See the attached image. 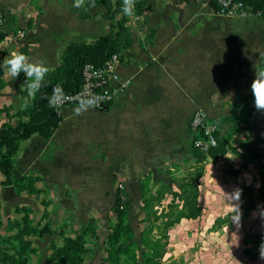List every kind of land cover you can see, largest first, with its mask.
<instances>
[{
	"label": "crops",
	"instance_id": "crops-1",
	"mask_svg": "<svg viewBox=\"0 0 264 264\" xmlns=\"http://www.w3.org/2000/svg\"><path fill=\"white\" fill-rule=\"evenodd\" d=\"M145 3L149 10L120 51L125 92L105 110L64 107L48 139L34 134L21 143L12 157L13 175L38 178L40 193L17 195L14 187L0 186L2 222L18 219L14 209L22 206L28 207L22 215L53 232L82 229L91 219L110 218L118 191L140 203L143 180L164 181L176 167H201L192 156L189 128L197 111L221 132L237 121L245 124L237 139L264 136V15L225 17L213 0ZM0 10L6 18L0 32L1 125L14 123L25 107L20 74L52 70L67 45L91 43L109 26L99 17L78 19L71 0H0ZM49 238L59 239H42Z\"/></svg>",
	"mask_w": 264,
	"mask_h": 264
},
{
	"label": "rangeland",
	"instance_id": "rangeland-1",
	"mask_svg": "<svg viewBox=\"0 0 264 264\" xmlns=\"http://www.w3.org/2000/svg\"><path fill=\"white\" fill-rule=\"evenodd\" d=\"M124 2L129 12L119 15L118 19L125 26L122 36L130 40V36L136 30L135 23L140 21L138 11L145 12L147 4L145 0ZM71 3L72 11L78 19L99 17L108 22L106 34L111 33L104 9L100 15H93L92 9L97 6H88L87 0L84 2L71 0ZM57 66L46 71H55ZM43 73L31 74V77H28L30 83L28 86L31 87L24 97L27 99L25 104L30 101L37 89L49 85L45 83ZM248 111L251 112L250 109ZM238 118L243 119L236 115V119ZM238 122L232 123L228 131H220V137L230 135L226 155L216 160L206 158L200 163L201 167H176L174 171L168 173V177H164V181H152L149 178L145 181L148 188L144 197L140 198V203L133 199V202H128L126 199L125 223L132 231V250L136 254L137 264L143 262L142 240L146 235L145 229L146 227L152 229L149 222H144L142 209L145 201L153 202L151 205L153 212L167 210L171 197L166 194L163 199H159V188H166L163 189L164 193H171L174 190L178 192L182 181H192L189 173H194L196 178L201 174L195 179L201 215L196 220L182 219L168 230L165 239L166 250L160 264H264V136L258 134L259 138L252 140L250 136L245 135V139H237L236 134L238 132L243 134L247 129L245 124ZM237 147L241 151H237ZM252 160L257 161L256 165L248 166V162ZM25 184L26 180L24 188L16 191L17 195L23 191H33L25 188ZM34 189L35 194L40 193L35 186ZM175 205L180 208L181 202L178 201ZM1 211L0 200V219ZM14 211L21 214L18 219L8 218L4 222L0 220V264H54L48 261L54 255V250L62 248L67 238L76 239V235L85 229L61 227L54 232L50 230L51 234L48 233L57 236L59 238L57 241H54V238L40 239L38 234L43 228L41 221L27 220V213L22 215L28 212V207L16 206ZM177 211L178 208L175 209V212ZM109 217L102 223L96 221V227L92 232L95 236L88 235L85 238V251L79 254L81 264H103L108 236L114 231L119 233L113 205ZM156 223L158 225L159 221ZM39 226L41 228H38ZM157 234L158 230L153 229L149 235L154 237Z\"/></svg>",
	"mask_w": 264,
	"mask_h": 264
},
{
	"label": "trees",
	"instance_id": "trees-1",
	"mask_svg": "<svg viewBox=\"0 0 264 264\" xmlns=\"http://www.w3.org/2000/svg\"><path fill=\"white\" fill-rule=\"evenodd\" d=\"M33 2V0H31ZM250 9V12L257 16L264 15V0H237ZM88 6H101L105 10V15L110 23L111 33L98 37L91 43H72L67 45L60 57L59 65L55 71H45L42 77L46 79L45 83L49 84L42 89L35 91L34 96L25 104V107L15 113L17 119L14 123L4 122L0 125V174L4 180L0 182L1 187H14L15 191L24 188V180L27 181L25 188L29 191L35 190L34 184L38 181L36 177H20L13 175L12 157L18 152L22 142L28 140L32 135L37 134L44 139H48L51 133L56 129L61 117L57 115L50 106V101L59 96L72 94L78 91L82 84V69L86 64L96 66L102 65L112 55L119 54L124 45L130 42L126 40V36H122L124 24L119 21L118 16L127 14L129 9L125 6L124 0H87ZM147 8V7H146ZM149 8L146 9L148 11ZM145 11V12H146ZM143 11H138L142 14ZM125 38V39H124ZM125 40V41H124ZM121 61V55H120ZM58 77L59 80H56ZM20 85L22 86L20 94L25 97L31 85L28 77L20 74L18 76ZM43 81V80H42ZM25 118V119H23ZM200 134L192 135L191 147L192 156L196 163H202L206 159L194 147L193 141L198 139ZM217 145L209 153L211 160L224 156L228 153V143L230 135L225 134L220 137V130L217 131ZM234 151V149H233ZM252 164L256 165L257 161L252 160ZM192 181L184 180L180 183V191H172L164 193V187L159 188L158 198L161 199L166 194L171 197L167 210L161 212H153L151 209L152 201H145L142 209L144 212V222H149L151 230L146 227L145 236L142 240L144 250L142 251V264H160L166 250V234L168 230L182 219L196 220L201 215V208L198 205V190L194 173H189ZM194 179V180H193ZM147 179L141 183V197H144L147 191ZM263 181V179H262ZM163 199V198H162ZM126 195L117 192L113 205L114 218L118 222V232L114 231L107 238V248L105 250V258L103 264H137V257L132 250L131 243L132 231L125 223L126 216ZM162 201V200H161ZM181 202V207L176 206V202ZM178 211L175 212V209ZM28 220V219H27ZM159 221V224L156 225ZM155 224V225H154ZM95 221L90 220L85 226L84 232L76 235V239L65 240L62 248L54 250V255L48 261L54 264H81L80 253L84 252L86 244L85 238L88 235L94 237L92 233L95 228ZM155 229L159 234L150 237V233ZM52 233L49 225L45 224L39 232V238L45 234ZM60 235V233H58ZM148 234V235H147ZM1 239V235H0Z\"/></svg>",
	"mask_w": 264,
	"mask_h": 264
},
{
	"label": "built area",
	"instance_id": "built-area-1",
	"mask_svg": "<svg viewBox=\"0 0 264 264\" xmlns=\"http://www.w3.org/2000/svg\"><path fill=\"white\" fill-rule=\"evenodd\" d=\"M219 14L225 17L244 15L250 9L237 0H213ZM6 18L0 10V32L4 27ZM23 33L18 32V37ZM121 65L120 55L114 54L102 65L86 64L82 69V84L78 91L72 94L55 97L50 106L57 115L67 106H86L97 110H105L112 106L116 99L122 95L127 87V81H121L118 69ZM192 135L200 134L193 141V147L207 159L209 153L217 145L218 127L206 114L195 112L189 121Z\"/></svg>",
	"mask_w": 264,
	"mask_h": 264
}]
</instances>
